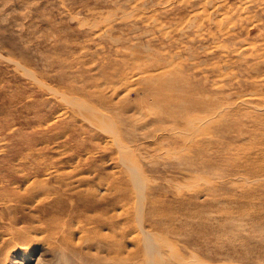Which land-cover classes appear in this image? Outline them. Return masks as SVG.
I'll return each instance as SVG.
<instances>
[{"label": "rangeland", "instance_id": "374dc122", "mask_svg": "<svg viewBox=\"0 0 264 264\" xmlns=\"http://www.w3.org/2000/svg\"><path fill=\"white\" fill-rule=\"evenodd\" d=\"M41 163L81 214L0 264H264V0H0V180Z\"/></svg>", "mask_w": 264, "mask_h": 264}, {"label": "bare ground", "instance_id": "6f19581e", "mask_svg": "<svg viewBox=\"0 0 264 264\" xmlns=\"http://www.w3.org/2000/svg\"><path fill=\"white\" fill-rule=\"evenodd\" d=\"M76 163V166H73L74 169L78 168V166L80 165L79 160H77ZM40 165L42 166L41 170H34L32 164L28 165V168L32 169L33 175L31 177H34V179L31 180V177L26 176L27 178H23L24 180H22L23 186L20 184L21 181H18L17 179L10 181V178L8 179L7 177V179H5L7 183H4V180L2 179L0 180V204H6L5 207L7 206V210L5 212L0 211V229H2L0 231V235L5 234L8 236V241L6 242V244H11L10 248H25L31 246L34 243V239L31 234L33 232L38 233V231L40 230H38V228L35 226H31L30 223L40 222L41 224L42 222L56 219L60 217V211L65 212L66 210H68V208L69 215L76 213L78 216H80L81 214V209L71 206L72 203L70 204L71 207H69L66 201L62 199V196H67L66 198H73V196H82L80 194L81 192L77 188L78 185L85 180V177L82 175H70V173L66 174L64 172H61L60 169H58L59 167H57L55 163H41ZM12 175L10 173L9 177H11ZM37 177L44 178H41L42 180H39L40 182H38ZM51 180H53V182ZM6 187L10 189L6 190ZM20 187L22 189L21 192L19 190ZM49 197L53 199L50 204H41L42 200ZM83 205L84 209H88L87 206H91L92 203L87 202ZM84 221H86L87 223L97 224L99 228L106 226V228H112L113 230L115 227L114 222L111 218H101L100 216L94 214L87 215ZM44 230H47V228H45ZM23 248L22 250L25 252Z\"/></svg>", "mask_w": 264, "mask_h": 264}]
</instances>
